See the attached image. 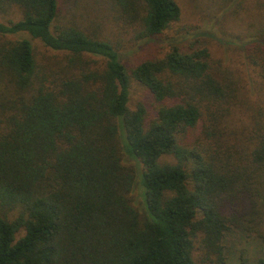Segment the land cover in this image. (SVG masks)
I'll use <instances>...</instances> for the list:
<instances>
[{"label": "trees", "instance_id": "trees-1", "mask_svg": "<svg viewBox=\"0 0 264 264\" xmlns=\"http://www.w3.org/2000/svg\"><path fill=\"white\" fill-rule=\"evenodd\" d=\"M78 1L0 0V264H197L199 236L224 264L225 231L246 228L227 201L256 196L264 212V105L230 123L240 85L207 47L121 60L179 20L177 0H99L105 35ZM247 58L264 77V39ZM134 82L151 104L132 106Z\"/></svg>", "mask_w": 264, "mask_h": 264}, {"label": "rangeland", "instance_id": "rangeland-1", "mask_svg": "<svg viewBox=\"0 0 264 264\" xmlns=\"http://www.w3.org/2000/svg\"><path fill=\"white\" fill-rule=\"evenodd\" d=\"M177 1L181 7L179 20L159 37L142 41L137 47L123 51L121 60L132 66L144 59L162 55L172 44L182 49L207 47L211 56L222 63L221 67L232 71L240 85V98L234 104L235 111L230 116V123L234 126L250 123L251 113L257 111V105H264L262 69L252 66L247 58V47L254 39H264V36H260L264 32V15L256 7V0ZM76 6L78 20L97 28L103 35L108 34V20L102 19L103 14L108 12L107 3L99 0H79ZM20 17V11H15L6 18ZM10 37L31 39L39 58L56 54L40 39L27 33ZM139 100L151 104L152 96L143 86L134 82L131 88L132 106ZM244 119L246 121L242 122ZM129 162L135 163L133 160ZM133 196L134 202L141 206L142 195L139 187L134 189ZM232 199L227 201L223 210L227 216L238 219L246 228L231 225L225 231L222 240L226 256L224 264H255L264 258V239L255 236L251 228L264 232V212L258 213L262 206L256 196L252 195L251 198L241 195ZM201 239L199 236L195 242L194 258L197 264H212L204 260L207 250L200 247Z\"/></svg>", "mask_w": 264, "mask_h": 264}]
</instances>
